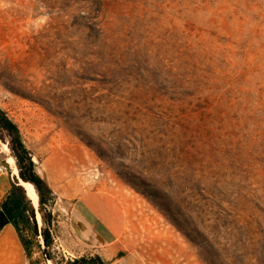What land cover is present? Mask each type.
Here are the masks:
<instances>
[{
    "label": "rangeland",
    "instance_id": "obj_1",
    "mask_svg": "<svg viewBox=\"0 0 264 264\" xmlns=\"http://www.w3.org/2000/svg\"><path fill=\"white\" fill-rule=\"evenodd\" d=\"M0 108L46 184L0 264H264V0H0Z\"/></svg>",
    "mask_w": 264,
    "mask_h": 264
},
{
    "label": "crops",
    "instance_id": "obj_2",
    "mask_svg": "<svg viewBox=\"0 0 264 264\" xmlns=\"http://www.w3.org/2000/svg\"><path fill=\"white\" fill-rule=\"evenodd\" d=\"M0 166H3L8 169V166L5 165L3 162L0 161ZM14 185H19L17 182V177L11 174V177L8 174H5L3 171L0 173V205L2 202L7 198L9 193L11 192ZM26 193V192H25ZM27 195V194H26ZM106 204L111 206V209L114 210L115 218L117 222H120V226L111 225L104 217L106 215L105 209L102 208V214L97 211V209L92 208L85 198H79L76 200V208H75V215L76 217L80 218L84 223L86 228L84 230L89 232L90 235L94 237H98L102 243H106L109 245L114 244L115 246L118 245L120 238L124 235V232L127 227L125 212L120 209L118 205H114L110 199L105 200ZM1 209V207H0ZM5 227L12 228L15 233L18 234L14 225L10 222ZM19 236V235H18ZM20 238V237H19Z\"/></svg>",
    "mask_w": 264,
    "mask_h": 264
},
{
    "label": "trees",
    "instance_id": "obj_3",
    "mask_svg": "<svg viewBox=\"0 0 264 264\" xmlns=\"http://www.w3.org/2000/svg\"><path fill=\"white\" fill-rule=\"evenodd\" d=\"M3 131L7 132L8 135L10 136L11 148L13 150L14 156L21 163V161L26 157L24 156V154L28 155L27 151L21 142V137L18 128L10 120L7 113L0 108V133H2ZM27 158L31 162L30 157L28 156ZM20 177L25 181H31L32 183H34L37 188V191L40 193V195H42V191L44 190L46 184L38 175L31 174L30 176H28L25 174V172H23V170H21ZM18 189L23 190L22 198L18 196L17 193ZM24 201H29L27 200L24 187L20 185H14L7 198L1 204V210H3L7 214V216L10 219V222L14 225L19 235H21L20 220L25 219L27 221L26 213L28 212V209L24 208V203H25ZM31 211H32V215L29 218L35 220L33 225V231L35 234H38V225L35 219L34 209L32 208ZM48 233L49 232L46 230L41 233L46 247L50 245V236ZM24 246L28 248L26 244ZM48 259H50V257H48Z\"/></svg>",
    "mask_w": 264,
    "mask_h": 264
},
{
    "label": "bare ground",
    "instance_id": "obj_4",
    "mask_svg": "<svg viewBox=\"0 0 264 264\" xmlns=\"http://www.w3.org/2000/svg\"><path fill=\"white\" fill-rule=\"evenodd\" d=\"M2 144L4 147L3 150L5 152H10L9 146L6 143H2ZM9 161L12 164H14V167L12 169V173L14 176H16L18 178L17 179L18 184L20 186L24 187V189L26 190L27 196L29 197L30 200H32V203L34 204V206L39 205L40 200H39L38 191H37L35 185L31 181H25L20 177L18 168L15 166V158L11 154L9 155ZM37 217H38L37 219H39L40 221L42 220V216L39 212L37 213ZM5 232L4 233L6 236H10L13 233L12 229H7Z\"/></svg>",
    "mask_w": 264,
    "mask_h": 264
},
{
    "label": "water",
    "instance_id": "obj_5",
    "mask_svg": "<svg viewBox=\"0 0 264 264\" xmlns=\"http://www.w3.org/2000/svg\"><path fill=\"white\" fill-rule=\"evenodd\" d=\"M9 223H10L9 217L7 216V214L3 210H1L0 211V230L4 226H6L7 224H9Z\"/></svg>",
    "mask_w": 264,
    "mask_h": 264
},
{
    "label": "built area",
    "instance_id": "obj_6",
    "mask_svg": "<svg viewBox=\"0 0 264 264\" xmlns=\"http://www.w3.org/2000/svg\"><path fill=\"white\" fill-rule=\"evenodd\" d=\"M6 170V168L5 167H3V166H0V172H3V171H5Z\"/></svg>",
    "mask_w": 264,
    "mask_h": 264
}]
</instances>
